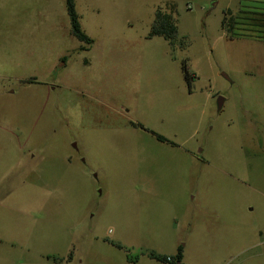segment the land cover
I'll return each mask as SVG.
<instances>
[{"label": "rangeland", "instance_id": "1", "mask_svg": "<svg viewBox=\"0 0 264 264\" xmlns=\"http://www.w3.org/2000/svg\"><path fill=\"white\" fill-rule=\"evenodd\" d=\"M74 5L0 0V264H264V0Z\"/></svg>", "mask_w": 264, "mask_h": 264}, {"label": "trees", "instance_id": "2", "mask_svg": "<svg viewBox=\"0 0 264 264\" xmlns=\"http://www.w3.org/2000/svg\"><path fill=\"white\" fill-rule=\"evenodd\" d=\"M65 6L70 20L71 34L78 41L84 42L90 46L93 43V41L81 29L78 20V15L75 10L74 0H65ZM222 27H224L225 30L231 36L239 35L237 30H239L240 28L242 29V27H258L264 29V15H261L253 11H248V13L244 12L243 15L241 13L234 15L232 14L231 11L227 10L222 20ZM262 29L258 30V32L252 30V32L256 33L255 34L256 37L264 39V36L262 35L264 33V30ZM148 35L160 36L164 38L172 48L175 46L181 48L184 47L186 44L185 37L179 36L178 34L176 18L173 15V8L168 12L166 10H163L161 7L155 9L154 17ZM81 48L85 50L88 49L87 46H83V45L81 46ZM182 70L185 80L189 82L191 79V74L188 72L186 68L185 61L182 62ZM156 138L162 142H170L161 135H156ZM181 251H182L181 248L178 247V250L175 255H158L153 252H150L148 256L150 258H153L159 262L166 264H181V259H182Z\"/></svg>", "mask_w": 264, "mask_h": 264}, {"label": "water", "instance_id": "3", "mask_svg": "<svg viewBox=\"0 0 264 264\" xmlns=\"http://www.w3.org/2000/svg\"><path fill=\"white\" fill-rule=\"evenodd\" d=\"M222 75H223L226 79H228V77H227L224 73H222ZM223 101H224V98H223L222 96H219L218 99H217V103H216V108H217L218 111L221 109L222 104H223Z\"/></svg>", "mask_w": 264, "mask_h": 264}, {"label": "crops", "instance_id": "4", "mask_svg": "<svg viewBox=\"0 0 264 264\" xmlns=\"http://www.w3.org/2000/svg\"><path fill=\"white\" fill-rule=\"evenodd\" d=\"M190 154H191V156H192L193 161H195L197 157L194 156V154H193L192 152H190ZM162 264H165V263H162Z\"/></svg>", "mask_w": 264, "mask_h": 264}, {"label": "flooded vegetation", "instance_id": "5", "mask_svg": "<svg viewBox=\"0 0 264 264\" xmlns=\"http://www.w3.org/2000/svg\"><path fill=\"white\" fill-rule=\"evenodd\" d=\"M222 108V107H221ZM218 111V110H217ZM220 111V110H219ZM193 153V152H192ZM194 156H196L197 158H199V156L197 155L196 152H194Z\"/></svg>", "mask_w": 264, "mask_h": 264}]
</instances>
